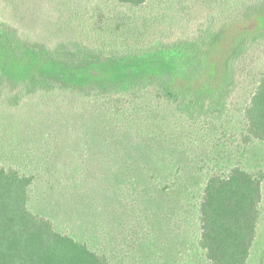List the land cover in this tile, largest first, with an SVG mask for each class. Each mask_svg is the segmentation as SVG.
<instances>
[{
    "label": "rangeland",
    "instance_id": "1",
    "mask_svg": "<svg viewBox=\"0 0 264 264\" xmlns=\"http://www.w3.org/2000/svg\"><path fill=\"white\" fill-rule=\"evenodd\" d=\"M261 1L264 0H146L142 7L130 8L115 0H0V27L16 28L21 36L41 40L43 44L66 39L67 28L77 43L90 48L136 49L197 39L209 25L223 29L232 20L236 22L226 26L229 27L226 39L209 48L210 59L220 62L225 48L238 37L247 44L230 79L220 85V77L215 78L214 88L199 94L202 103L198 105V100L193 102L198 98L196 95L189 97L186 90L165 93L162 84L153 78L130 92L116 87L107 94L92 89L85 97L56 93L46 98L39 95L26 98L22 103L28 108L23 109L24 114L14 113V116L20 114L19 121L24 118L33 119L32 122H20L16 127L15 124L0 126V141L10 142L8 151L0 144V165L21 172L27 171L26 166L36 168V162L45 155L35 162L28 161L24 148L22 154L17 150L22 144L28 145L33 139L45 142L53 136L58 138L48 123L66 131L63 140L76 143L81 138L83 143L95 145L92 147L95 151L102 147L100 140H106L103 143L106 154L127 162L123 181L129 188L124 199L139 200V203L134 201L133 210L136 204L141 207L134 211L139 226L135 249L126 246L127 241L122 242L123 247L117 246L120 243L117 237L110 242L105 239L107 232L95 226L89 230L83 222L67 220L65 213L53 210L54 205L50 208L47 202L46 207L33 202L32 211L53 220L57 232L105 254L111 264H207L198 246V204L209 178L227 175L235 166L264 171V144L247 142L244 138V111L264 75V29L237 36L251 23L243 15L244 8ZM224 9L228 12L222 14ZM258 16L261 18L253 15L252 21L257 18L264 23V12ZM32 102L40 104V108L31 106ZM3 108L6 107L0 105V113L5 111ZM6 111L4 115L11 116ZM75 149V157L86 156L90 170L83 186L75 184L78 188L75 200L82 201L85 210L90 209L85 217H78L92 221L97 215L109 231L118 214L112 200L102 195L107 194L105 182L101 181V187L94 184L96 172L90 167V158L94 160L95 156L85 149ZM132 161L136 162L131 164ZM114 191L121 196L119 187ZM97 205L102 208H96ZM261 210L249 264H264V184ZM72 215L70 210L69 217ZM123 216L127 217L126 213Z\"/></svg>",
    "mask_w": 264,
    "mask_h": 264
},
{
    "label": "trees",
    "instance_id": "2",
    "mask_svg": "<svg viewBox=\"0 0 264 264\" xmlns=\"http://www.w3.org/2000/svg\"><path fill=\"white\" fill-rule=\"evenodd\" d=\"M115 1L130 8L142 7L146 2ZM225 12L228 10H222V14ZM259 12H264V1L244 8L243 15L251 23L243 27L237 36L264 29V23L256 18H261ZM253 15L256 19L252 21ZM234 22L227 23L223 29L209 25L197 39L115 50L94 49L77 43L66 28L68 25L65 26L66 39L47 44L21 36L16 28L0 27V105L6 107L0 113L3 122L0 126L15 124L16 127L20 122H32L33 119L25 120L23 117L19 121V115L24 114L23 109L28 108L22 103L26 98H38L36 95L46 98L56 93H59L57 96L73 94L85 97L92 89L107 94L115 91L116 87L130 92L148 84L153 78L162 84L165 93H184L186 90L189 97L191 94L196 95L198 98L193 102L198 100V105L202 103L199 94L210 90V87L212 90L217 77H220V85L226 83L233 75L234 66L236 69L244 56L246 40L238 37L233 45L225 48L220 62L215 63L210 59L212 52L208 51L209 48L220 45L226 39L229 28L226 26ZM38 105L31 103V106L40 108ZM6 109L11 116L4 115L7 114ZM14 113L20 114L14 116ZM244 119L245 141L254 140L264 144V75L244 111ZM48 124L56 131L54 135H58V138L53 136L45 142L33 139L34 142L22 144L20 150L17 149L21 152L24 148L26 160L33 162L45 153L39 158V163L36 162V168L26 166L27 171L21 172L0 165V264H111L105 254L96 253L68 234L57 232L53 220L34 213L31 204L35 202L38 206L46 207L47 202L50 208L54 205L53 210L65 213L67 220L83 222L81 224L89 230L95 226L107 232L105 239L110 242L117 237L120 242L117 246L123 247L125 244L122 242L127 241L129 244L126 246L135 249L139 240V226L134 211L141 210V207L136 204V210H133L135 200L130 202L131 198L124 199L129 188V184L123 181L127 162L121 157L114 159L116 156L106 154L104 139L100 140L102 147L95 151V148L92 149L95 145L90 142L85 144L81 138L76 143L63 140L66 131L63 128L59 130L55 123V126ZM0 144L8 151L10 142L0 141ZM76 147L95 156L94 160L90 158V167L96 172L93 175L94 184L101 187V181L105 182L107 194L102 195H107L116 208L118 216L109 231H106L104 221L97 215L92 221L84 218L80 220L78 217H85L90 209L85 210L81 204L83 202L75 200V191L78 189L75 184L83 186L90 177V170L85 155L83 159L75 157ZM60 150L68 153H59ZM97 163L104 166H97ZM39 168L41 172L38 173ZM263 184L264 171L242 166H235L227 175L209 178L198 204V246L207 264L250 263L262 216ZM117 187L121 196L114 191ZM45 193L48 198L43 196ZM130 196L132 193L129 192ZM116 202L119 203L116 205ZM96 208L102 207L97 205ZM70 210L72 217H69ZM124 213L127 217L123 216ZM133 217L134 221H130ZM122 225L124 228H119ZM152 243L154 246L153 240Z\"/></svg>",
    "mask_w": 264,
    "mask_h": 264
}]
</instances>
